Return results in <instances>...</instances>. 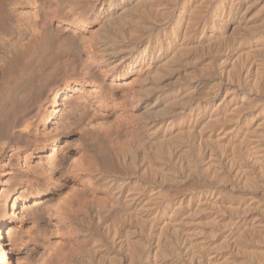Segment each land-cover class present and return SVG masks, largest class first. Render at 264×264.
Wrapping results in <instances>:
<instances>
[{
    "label": "bare ground",
    "instance_id": "6f19581e",
    "mask_svg": "<svg viewBox=\"0 0 264 264\" xmlns=\"http://www.w3.org/2000/svg\"><path fill=\"white\" fill-rule=\"evenodd\" d=\"M69 1L71 2L68 3ZM130 1L132 0H68L65 3L64 0H34L32 5L35 14L30 21L23 11L17 13L23 0H0V195L4 188L11 190L12 183L7 185L9 178H6L9 171L5 167L10 165L13 152L16 153L22 148L21 143L19 144L21 141L17 142L18 140L11 138L15 123L11 109L16 105L18 98L22 100L19 103L28 100L31 95L38 99L43 98L47 93L55 91V85L61 81L65 82L71 73H76L79 77L89 76L97 57L103 53L101 59L110 56L111 60L105 63L112 65L108 70H104L105 78L123 81L133 74L141 81L137 93L132 94L135 97V105L122 107L119 98L110 93L114 105L126 110L135 106L151 113L152 106L150 107L151 103L148 101L153 96L151 93L154 91L155 79L149 75L156 73L154 68L157 61L166 55L171 58L182 54L185 57V51L192 47L197 36H200L199 39L205 37V49L218 48L213 43L216 42L214 35L205 36L207 26L198 24L199 14L203 12H199V9L208 7L211 0H206L203 5H200L203 0L197 5H194L197 3L194 0H188L185 6L180 5L183 7L179 9V24H185V27L183 30L178 27L179 32L182 31L181 34L178 32L179 35L173 29L168 30L169 32L161 29L163 34L156 32L157 14L162 13L157 11L159 0H137L140 7L137 1H134L141 17L138 20V16L132 17L135 19L128 22H131L133 29H138V32L141 30L140 34L136 31L140 35L139 38H143L145 33L148 35L147 41L138 46L131 45L138 38L133 34L134 30L131 34L136 38H131V35L128 36L129 39H125L127 34H124L127 26L130 33L131 26L125 25L126 19H132L133 7L130 8L131 13L127 7ZM240 1L225 0L219 12L216 7V21L219 20L222 24L220 36L223 42L224 33L232 30L230 20L242 14H238V6L244 4ZM248 2L251 4L247 6L246 11L255 7V14H251L248 19H238L239 26H233L236 47L230 54L224 46L222 51L216 49V53L213 52L208 60L202 58L198 67L201 70L198 74L214 80L211 89V83L208 84L210 90L224 88L226 91L221 102L216 104L213 101L210 105L207 103L208 108L206 109L205 105V111L203 110L200 116L192 112L190 117L181 118L182 120H165L163 127H159L160 124L155 120L153 123L146 121L148 124L142 127L144 130H141V127L137 129L136 126H128L124 134L118 133L120 130H117L118 134L111 139V144L117 149L120 166L125 167L128 164L123 152L124 137L136 138L137 152L132 154L131 160L135 162L143 156L142 152L144 155L147 153V168L151 176L147 186L145 183L139 185L141 182L134 184L132 180L136 177L130 179L125 171L123 173L113 169L115 163H110V168L101 166L98 155L108 157L101 149L100 153H85L82 170L87 172L82 175L81 182H85L87 186L84 185L85 187L76 193L77 198L67 200L68 207L66 205L62 209L61 218L67 230V239L61 256L57 260L52 259L51 264H87L99 254L109 255L111 250L107 245L109 242L105 243L107 240L111 242L112 249L117 251L115 256H111L114 258V264H264V201L254 195L258 190L264 191V0ZM170 3L171 1L164 5ZM171 7L167 6L169 9L163 10L168 16H172ZM122 8V13L118 12ZM145 12L149 17L144 18ZM95 18L103 21L107 32L112 26L122 30V40L113 39L116 43L110 47L106 46L104 50L102 47L100 52L101 40L94 36L95 29L90 26ZM167 24L168 22L166 26ZM112 36L109 37L112 39ZM219 39L217 38V41ZM75 50H80L84 55L82 64H78L74 57L64 60L65 54L72 55L73 53H70ZM60 56H63V59L60 58L62 62L56 60ZM53 61H56V64ZM42 70L47 73L44 79L41 78ZM148 78L153 80L151 85L146 81ZM67 88L66 85L57 89L54 96L56 99L52 97L55 104L52 112L61 105L60 99ZM192 96L194 97H189ZM127 119L131 121L130 117ZM177 129L179 133L174 137V142L166 141V137L160 139L158 135L162 131L165 132L162 133L163 136H172ZM144 132L147 139L144 138ZM19 135L21 137L25 134ZM26 135L29 138H25L26 144H31L32 139L36 138L28 133ZM158 139V144L172 142L168 145L171 149L170 158L176 155L174 160L178 159L176 163L172 162L170 167L169 162H164L163 159L161 161L158 157L157 159L156 155H152L154 159L150 156ZM158 162L160 163L157 164ZM198 175L222 184L224 188L179 198L175 196L176 193L170 192L171 195L167 189L156 190L155 187L157 179H162L163 183H174L193 176L201 178ZM235 189L250 195L243 196L239 192V195L235 196ZM230 190L233 193H230ZM19 198L21 195H17L15 201ZM164 202L170 209L165 218L162 216L165 212L161 215L163 210H160ZM88 218L94 219L96 226L90 219L88 221ZM99 232L105 238L96 237ZM146 232L148 235L145 236ZM154 248L156 251L152 253ZM3 256L6 259L7 252H3Z\"/></svg>",
    "mask_w": 264,
    "mask_h": 264
},
{
    "label": "rangeland",
    "instance_id": "374dc122",
    "mask_svg": "<svg viewBox=\"0 0 264 264\" xmlns=\"http://www.w3.org/2000/svg\"><path fill=\"white\" fill-rule=\"evenodd\" d=\"M33 1L34 0H23L22 5L19 7V10L17 12L19 13L20 11H23L24 13H26L25 17L30 21L35 14V8L32 5ZM134 1L137 0L128 2L127 7L129 8V12L130 8L133 7L131 11L132 13H130L132 15L134 14V16L131 15V18L138 16V20L141 16L139 15L140 10L138 9V5H136V3L139 4L140 7V2L138 3L137 1L136 3H133ZM170 1L171 3L167 6L170 8L173 5V8L171 7V9L173 10L172 16L166 15L167 13L163 11L164 9H169L164 4L169 3ZM170 1L168 2V0H159V2L157 3L158 5L160 4L159 7L157 6V11L162 12L163 14H157V18L159 15V19L156 18V32H169L173 29L174 32L178 33L179 30H183V28L185 27V24H181L182 27L179 24L178 14L180 13L182 7L188 3V0ZM194 1L197 2L194 5H197L200 0ZM203 1H201L202 3L199 2L200 5L205 4L206 0L204 2ZM219 1L220 2H218V0H211L210 3L208 2L209 6L205 7L206 12H204L205 9L202 8L204 6H201L202 10L199 9V12L203 11L202 13H204V15L202 13L199 14L201 23L199 22L198 24H205V26H207L205 31L206 37L209 35L215 36L216 42L213 40V43L215 46H218V48L215 47L217 51H222V49L225 48L230 54V52H232L231 50L236 47L233 26L237 28L239 26V21H241V18H251V14H253L252 16H254V11L256 9L255 7H252L250 11H246L248 9L247 6L251 3L248 2V0H239L240 3L243 2L244 4L243 6H238L240 10L238 14L242 13L243 15H238L237 18H232L230 20L232 24V30H227L224 33L225 39L223 42L220 36V29L222 24L219 22V20L216 21V14L219 12V10L222 9L225 0ZM64 2L67 3L68 0H64ZM70 2L71 1H69L68 3ZM134 5L137 6V8ZM216 7L218 10L216 9ZM209 9H211V11ZM123 10L124 8H122L121 10L119 9L118 12L122 13ZM135 10L139 11L135 12ZM167 16L169 20L167 19ZM243 16H245V18ZM147 17H149V14L145 12L144 18ZM201 17H203V19ZM133 19L135 18L126 19L127 23L124 24H129L131 27L130 33L128 32L129 27L127 26V28L124 29V34H127L125 35V39H129L128 36L130 37L132 35L131 31L134 30V33H132L135 36L137 35L138 38L131 45L138 46V44L147 41L148 35H146L147 33H145L143 35V38H139L141 30L140 32H138V29H133V25L130 24L131 22H128V20L131 21ZM206 20L208 21V25L211 26L206 25ZM167 22L168 24L166 26ZM193 23L195 24V22ZM193 23H190V25L195 27L196 24L194 25ZM213 23L215 24L213 25ZM103 24V21L95 18L93 19V23L90 25L91 28L95 29L94 36L101 40V47L99 48L100 52L102 47V50H104V48L106 49V46L110 47L111 45L115 44V39L122 40L123 38V32H121L122 30H118L117 26H112L111 28L108 27L109 30L111 29L113 31L110 30L107 32L104 29ZM177 24L178 26H176ZM125 25L124 27H126ZM213 26H216L215 30H213ZM178 27L181 29H179ZM161 29L164 31H162ZM117 31L121 32V34H119ZM113 33H116L118 35L116 36ZM179 33L181 34L182 31H180ZM112 34L115 37L112 36ZM134 35H132L131 38H133ZM109 36H112V39ZM199 37L200 36L195 37V39H197L196 41H194L192 47L188 48L187 51H185V57H183L182 54H178L174 56V59V57L170 58L169 55H166L164 58L157 61V64L154 68V72L156 73H152L151 76L149 75L150 78L154 77L155 79L154 81L151 79L155 85L153 86L154 91L151 93V96H153L148 101V103H151L150 107L152 106L151 113L150 111L146 113V110L144 112L143 108L140 109L139 107L135 106L134 108L130 106V110H126L114 105L113 101L110 98V93L116 95L119 98V100L123 104L122 107H125L126 105L128 106L129 104L135 105V97L132 96V94L137 93V88L141 85V81L140 79H138V76H134L133 74L123 81L122 79H112L109 77L105 78L104 70H108L112 65L108 66L105 63H108L111 60L110 56L105 57L104 60L101 59L100 56H102L103 53H101L100 56L97 57L96 64L92 67V72L89 76L79 77V75H77L76 73H71L70 76L66 78L65 82L61 81L57 85H55V91L47 93V95L43 98L39 97L38 99L35 95H31L29 97L30 100L28 98L29 101L27 99V102L26 100L23 101L25 104L23 102L19 103L22 100L20 101L19 98L17 99V103L14 106L15 109H11V111L13 110V114L11 113L12 117L15 120L11 138L16 141L18 140L17 142L21 141L19 142V144L21 143L20 145L22 146V148L16 153L13 152L14 155L11 154L13 156L11 158L12 160H10L11 162H9L10 165L5 167L8 168L7 171H9V173H7L6 175V178H9L7 185H9V183H12V187L11 190L9 188H4L0 195V200H2L0 201V264H51L52 259L57 260L61 256V253L63 252L62 249L64 248V243L67 239V230L65 229V226H63L64 224L61 218V213L64 206L67 205L68 207L69 203L67 204V200L72 201L73 199L77 198L76 193L84 188V185H86L85 182H81L82 175L87 172L82 170V165L85 162L84 155L86 152L100 153L99 150L101 149L102 152H106L108 154L107 158H103L102 155L100 156V154L98 155L101 166L106 168V166H110V163L111 165L115 163V167H112L113 169H117L122 172L125 171L128 178L130 179H132L131 177H136L132 180L134 184H139L141 182L139 185H143L145 183L147 186V184H149L148 179L151 177L150 172L147 168V166L149 165L147 162L149 160L146 159L147 156H145L147 155V153H145L144 155L142 152L143 156H140L137 160H135V162L131 160L132 154L137 152L136 147L138 146V143H136V138L134 136H130L127 138L124 137L125 143L123 152L127 157L128 164V166L125 165V167L120 166L121 161L119 160V157L117 155V149L111 144V139L118 133L124 134V131L128 126H136L137 129H139L140 127L142 128L144 126H147L148 123H145L146 121L149 123H153L152 121L155 120V122L157 121V123L160 124L159 127H163L162 123L165 120H182L181 118L190 117L192 112L196 115H199L200 113V115H202V113L205 111L204 109L208 108V104H212L213 101H215L216 104L221 102V98H223V95L226 94L224 93L226 92L224 88L216 90L217 93L216 91L210 90L212 84L214 85L215 83L214 80L198 74L201 72L198 67H200L202 58L208 60L209 57H212V55L216 53V49H205V37H201L200 39ZM216 37L218 39L220 38L219 41H217ZM104 38L107 40H102ZM207 50H210V53ZM206 51L209 54H206ZM70 54L72 55L65 54L64 57L60 56L56 60H59L58 62H62V60H60L61 57H63L64 60H67L69 57H74L78 60V64H82V62L84 61V55L80 52V50H75ZM177 56H179V58ZM53 62H55L56 64V61ZM42 71L43 72L41 74V78L44 79L47 77V73L45 70ZM199 76H202L204 78ZM151 80H149V78L146 80L148 85H151ZM197 82L201 84L199 85ZM208 84L210 85V89L208 87ZM66 85L68 88L66 89L65 94L62 95L60 99L61 105L52 112L55 105L53 103V100L56 99L54 96L56 95L57 89ZM195 85L200 88L197 89ZM201 86H203L204 88ZM193 89L195 91H193ZM212 93L215 96L212 95ZM191 95H194V97H189ZM19 97L21 98V96ZM34 97H36V99H33ZM199 104L201 105V107ZM16 106L19 107V109H16ZM204 106L205 108H203ZM127 117H130L131 121H128ZM117 130L120 131L116 133ZM141 130L144 129L142 128ZM20 133L25 134L22 135L23 138H21L22 136L20 137ZM26 133L30 134L31 137H36L32 139L33 142H30L31 144L27 142L29 145L25 143L29 139L27 138ZM162 133L165 132L161 131L158 134L161 137L160 139H164L166 137V141L169 140L174 142V139L179 133V130H175L172 133V136L171 134L163 136L164 134ZM145 134L146 133L144 132V138H146ZM25 138H27V140H25ZM158 142H160L159 139L154 145V148H152L154 150L151 149L152 152H150V156L154 159L155 157H152V155H156V158L158 157L161 161L163 159L164 162H169L168 167H170L172 162L176 163V160L178 159L177 158L174 160V156L176 158V155H172V157L170 158L169 154L171 149L168 145L172 142H170L169 144H166L165 142L164 144H158ZM165 146L168 147L164 148ZM167 149L169 152L167 151ZM165 157H167V159ZM160 162H158L157 164H159ZM198 176L203 178L201 179L197 176L195 178V176H193L192 178L190 177L188 179H184L182 182L174 183H163L164 181L162 179H157L158 182H156L155 187L156 190L164 188L167 189L168 193H176L175 196L179 198L187 195L189 196L190 194L196 196L198 194L207 193L210 190L220 188L222 189L223 187L222 184L212 182L209 179L206 180V177L202 175ZM238 190L239 189H235V196H238L239 194L243 196L250 195V193L247 194L241 190ZM17 192L19 193L17 194ZM230 193H233L232 190H230ZM237 193L239 194L237 195ZM259 193H261V196H259ZM252 194H254V192ZM17 195H21V198L15 201ZM254 195H256L255 197L257 199H259L260 197V201H264V191L258 190ZM166 202H164L160 207V210H163V212H161V215L165 212L162 215L164 218L168 216V213H170V209H168V207L166 206ZM89 219L90 218H88V221ZM90 220L94 223L93 225L96 226V221L94 219V221L92 219ZM146 234L147 232L145 233V236ZM97 236L105 238L104 235L100 232L99 234H96V237ZM107 242H109V244ZM105 243H107L109 249L111 250L109 255L99 254V256L95 260L88 261L87 264H114V261L112 260L113 257L111 256H115L117 251L112 249L113 247L110 241L107 240ZM155 249L156 248L152 250V253H155L153 252L156 251ZM3 252H7L6 259L3 256ZM123 264L128 263L124 262Z\"/></svg>",
    "mask_w": 264,
    "mask_h": 264
}]
</instances>
